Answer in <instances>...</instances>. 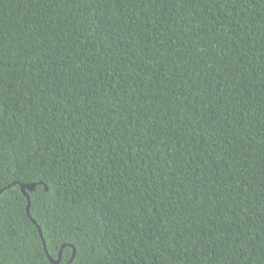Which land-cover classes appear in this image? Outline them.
<instances>
[{
	"label": "trees",
	"instance_id": "1",
	"mask_svg": "<svg viewBox=\"0 0 264 264\" xmlns=\"http://www.w3.org/2000/svg\"><path fill=\"white\" fill-rule=\"evenodd\" d=\"M0 191V264H264V0H0Z\"/></svg>",
	"mask_w": 264,
	"mask_h": 264
},
{
	"label": "water",
	"instance_id": "2",
	"mask_svg": "<svg viewBox=\"0 0 264 264\" xmlns=\"http://www.w3.org/2000/svg\"><path fill=\"white\" fill-rule=\"evenodd\" d=\"M21 186V188H22V191L26 194V189H28L29 191H33L34 189H35V186L36 185H20ZM3 191V190H2ZM2 191H0V193L2 192ZM27 195V194H26ZM27 198H28V212H29V207H30V202H29V196L27 195ZM34 223H36L35 221H34ZM41 231V230H40ZM41 236H42V233H41ZM74 253H75V250H74ZM74 256V255H73ZM59 258H60V256H59ZM53 263H58L59 262V260L58 261H52ZM70 264V263H69Z\"/></svg>",
	"mask_w": 264,
	"mask_h": 264
}]
</instances>
